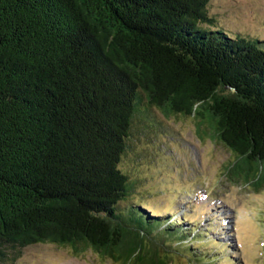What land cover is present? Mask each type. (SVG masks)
Instances as JSON below:
<instances>
[{
    "label": "trees",
    "instance_id": "16d2710c",
    "mask_svg": "<svg viewBox=\"0 0 264 264\" xmlns=\"http://www.w3.org/2000/svg\"><path fill=\"white\" fill-rule=\"evenodd\" d=\"M208 1L0 0V264L42 241L217 261L200 228L134 201L120 167L135 114L158 108L193 116L234 154L230 175L264 185V38L230 34Z\"/></svg>",
    "mask_w": 264,
    "mask_h": 264
},
{
    "label": "rangeland",
    "instance_id": "374dc122",
    "mask_svg": "<svg viewBox=\"0 0 264 264\" xmlns=\"http://www.w3.org/2000/svg\"><path fill=\"white\" fill-rule=\"evenodd\" d=\"M207 9L230 34L237 31L264 38V0H209ZM141 117L135 114L120 161L131 178L133 200H139L148 212H172L174 220L185 219L190 227L200 228L203 241L198 252L217 255L214 264H264V185L255 188L230 175L227 165L234 161V154L203 130L200 133L193 116H167L150 108ZM177 260L187 264L186 258ZM15 261L121 264L91 248L75 252L69 245L49 241L25 245Z\"/></svg>",
    "mask_w": 264,
    "mask_h": 264
}]
</instances>
